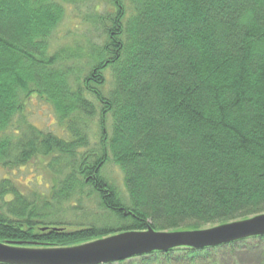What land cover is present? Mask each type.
<instances>
[{
	"label": "trees",
	"instance_id": "1",
	"mask_svg": "<svg viewBox=\"0 0 264 264\" xmlns=\"http://www.w3.org/2000/svg\"><path fill=\"white\" fill-rule=\"evenodd\" d=\"M97 3L87 8L95 41L53 50L63 1L0 0V166L9 172L0 242L76 246L262 215L264 0ZM32 100L50 106L55 133L20 120ZM34 159L51 177L47 195L24 194L12 172ZM107 164L122 174L124 197L102 174ZM91 197L101 225L59 219ZM242 255L264 264V236L110 264H244Z\"/></svg>",
	"mask_w": 264,
	"mask_h": 264
},
{
	"label": "water",
	"instance_id": "2",
	"mask_svg": "<svg viewBox=\"0 0 264 264\" xmlns=\"http://www.w3.org/2000/svg\"><path fill=\"white\" fill-rule=\"evenodd\" d=\"M264 236V213L197 230L122 232L76 246L19 248L0 242V264H110L154 252L203 250Z\"/></svg>",
	"mask_w": 264,
	"mask_h": 264
},
{
	"label": "rangeland",
	"instance_id": "3",
	"mask_svg": "<svg viewBox=\"0 0 264 264\" xmlns=\"http://www.w3.org/2000/svg\"><path fill=\"white\" fill-rule=\"evenodd\" d=\"M63 1L65 5V18L63 20V24L60 27V30L57 32L55 45L53 50L57 48H68V47H80L81 49L86 47V37H90L92 42L95 41L96 32L92 31L91 22L87 19L88 14V6L90 5L92 0H59ZM98 0V3L99 4ZM89 32H87L88 29ZM92 31V32H90ZM92 36V37H91ZM88 37V38H89ZM53 45V44H52ZM76 53V52H75ZM80 56V63H82V54ZM20 120H24L23 122L29 123L31 126L40 129L44 132H54L58 130L57 126L54 124V113L51 110L50 106L45 105L43 102H39V100H32L31 103L27 105L24 114L20 116ZM21 123L20 126L17 125V128H23L25 126L24 123ZM22 131H19V133ZM90 134V142L91 145L97 143L99 139V131L98 127L93 126ZM14 141L17 137L12 138ZM44 160L42 159H34L29 162L25 167H21L18 170H13L14 176L19 181V184L25 190L24 194H32L35 193L37 195H47L49 190H51V177H49L46 166L43 165ZM9 174L8 170L4 169L0 166V179L6 177ZM102 174L107 177L109 183L115 186L117 193H119L122 197H124V187L122 185V174L119 169L113 166L112 164H107L106 167L102 170ZM11 176V175H10ZM18 184V185H19ZM98 200L94 197L90 199H84L83 201V212L75 211L71 212V214L66 213L63 217L59 214V219L79 222L80 224L94 225L98 221V224L101 225L104 221L100 218L99 211L97 209ZM67 210H69L67 208ZM253 258L248 255H242L240 258L241 262L244 264H252Z\"/></svg>",
	"mask_w": 264,
	"mask_h": 264
}]
</instances>
